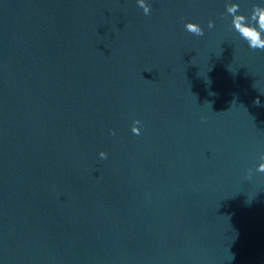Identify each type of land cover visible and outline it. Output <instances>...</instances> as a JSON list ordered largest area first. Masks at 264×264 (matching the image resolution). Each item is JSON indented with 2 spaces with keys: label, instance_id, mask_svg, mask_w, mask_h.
Here are the masks:
<instances>
[{
  "label": "water",
  "instance_id": "95a60500",
  "mask_svg": "<svg viewBox=\"0 0 264 264\" xmlns=\"http://www.w3.org/2000/svg\"><path fill=\"white\" fill-rule=\"evenodd\" d=\"M262 13L0 0V264H264Z\"/></svg>",
  "mask_w": 264,
  "mask_h": 264
},
{
  "label": "clouds",
  "instance_id": "9594fccd",
  "mask_svg": "<svg viewBox=\"0 0 264 264\" xmlns=\"http://www.w3.org/2000/svg\"><path fill=\"white\" fill-rule=\"evenodd\" d=\"M230 11H233V10H230ZM145 14L147 15L148 14V10L145 9ZM260 24L261 25H264V13L261 14L260 16ZM212 27V24L211 22H209V28ZM235 27L237 28V30L242 34L244 35L245 37H250V38H253L254 40V44H253V47H259V49L261 50H264V43H258L256 42V38L254 37V34L251 32V31H248L245 27H242L240 24H235ZM186 30L190 33H193L197 36H203L204 35V30L199 27L198 25H194L193 23H189L187 26H186ZM255 104L259 105L260 104V99L259 97H257V99L254 101ZM141 124V122H139ZM132 132L136 135H140L141 134V130L137 129V128H133L132 129ZM108 156V153L107 152H101L100 153V157L101 158H107Z\"/></svg>",
  "mask_w": 264,
  "mask_h": 264
}]
</instances>
